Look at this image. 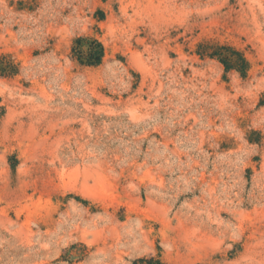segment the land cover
Here are the masks:
<instances>
[{"label":"rangeland","instance_id":"374dc122","mask_svg":"<svg viewBox=\"0 0 264 264\" xmlns=\"http://www.w3.org/2000/svg\"><path fill=\"white\" fill-rule=\"evenodd\" d=\"M0 264H264V0H0Z\"/></svg>","mask_w":264,"mask_h":264},{"label":"trees","instance_id":"16d2710c","mask_svg":"<svg viewBox=\"0 0 264 264\" xmlns=\"http://www.w3.org/2000/svg\"><path fill=\"white\" fill-rule=\"evenodd\" d=\"M209 56L217 59L227 72L237 71L245 76L249 70V62L245 56L233 47L213 48ZM73 57L83 66L98 67L105 57V48L97 39L82 37L74 43Z\"/></svg>","mask_w":264,"mask_h":264}]
</instances>
